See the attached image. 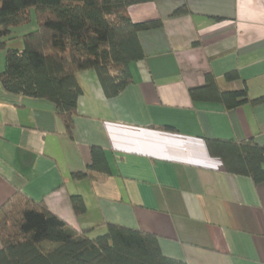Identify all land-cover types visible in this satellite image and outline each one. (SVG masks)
<instances>
[{"label":"crops","instance_id":"1","mask_svg":"<svg viewBox=\"0 0 264 264\" xmlns=\"http://www.w3.org/2000/svg\"><path fill=\"white\" fill-rule=\"evenodd\" d=\"M128 13L161 26L140 32L145 57L117 96H106L94 70L76 74L72 136L54 102L0 81V208L21 190L93 236L116 223L158 235L166 256L188 264H264V183L227 172L206 145L253 138L264 146V103L226 109L189 92L213 74L221 90L246 85L250 98L264 95V0H150ZM5 64L0 48V73ZM231 71L240 79L228 81ZM92 146L105 150L112 173L73 177ZM73 195L85 202L81 215Z\"/></svg>","mask_w":264,"mask_h":264},{"label":"trees","instance_id":"2","mask_svg":"<svg viewBox=\"0 0 264 264\" xmlns=\"http://www.w3.org/2000/svg\"><path fill=\"white\" fill-rule=\"evenodd\" d=\"M150 0H0V48L6 64L0 73L12 93L54 102L66 132L73 135L82 88L76 74L94 70L108 98L133 82L131 65L145 57L139 34L161 26L158 19L135 22L128 8ZM37 27L20 35L24 47L8 46L14 28L30 22ZM185 5L174 14L187 12ZM240 79L237 71L225 75ZM193 100L217 101L226 109L264 103V95L250 98L247 86L221 90L213 74L202 86L189 89ZM210 155L222 159L226 171L264 183V146L253 138L236 141L206 138ZM112 173L103 148L91 147V162L73 174L82 179ZM76 214L86 211L80 195L71 196ZM93 236L80 231L21 190L0 208V264H188L166 256L158 235L137 228L106 223Z\"/></svg>","mask_w":264,"mask_h":264},{"label":"rangeland","instance_id":"3","mask_svg":"<svg viewBox=\"0 0 264 264\" xmlns=\"http://www.w3.org/2000/svg\"><path fill=\"white\" fill-rule=\"evenodd\" d=\"M36 27H37V24H36L35 14H34V11H32L31 20L29 23L23 26L14 28V33H13L14 37L11 40H9L10 45L16 48H23L24 47L23 39L19 36L29 31L35 30Z\"/></svg>","mask_w":264,"mask_h":264}]
</instances>
